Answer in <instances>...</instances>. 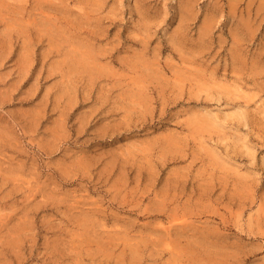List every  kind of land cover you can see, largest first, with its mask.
<instances>
[{
    "label": "rangeland",
    "instance_id": "obj_1",
    "mask_svg": "<svg viewBox=\"0 0 264 264\" xmlns=\"http://www.w3.org/2000/svg\"><path fill=\"white\" fill-rule=\"evenodd\" d=\"M0 264H264V0H0Z\"/></svg>",
    "mask_w": 264,
    "mask_h": 264
},
{
    "label": "bare ground",
    "instance_id": "obj_2",
    "mask_svg": "<svg viewBox=\"0 0 264 264\" xmlns=\"http://www.w3.org/2000/svg\"><path fill=\"white\" fill-rule=\"evenodd\" d=\"M82 62H83V60H82Z\"/></svg>",
    "mask_w": 264,
    "mask_h": 264
}]
</instances>
